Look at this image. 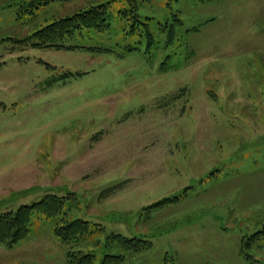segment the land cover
I'll use <instances>...</instances> for the list:
<instances>
[{
	"label": "rangeland",
	"instance_id": "374dc122",
	"mask_svg": "<svg viewBox=\"0 0 264 264\" xmlns=\"http://www.w3.org/2000/svg\"><path fill=\"white\" fill-rule=\"evenodd\" d=\"M108 3L109 31L64 45L111 54L7 40ZM133 6L142 24L130 33ZM21 9L0 0V215L73 195L70 219L100 226L73 248L94 264L124 252L109 249L114 235L152 244L130 264H264V0ZM66 72L85 75L54 80ZM55 226L36 216L0 264H59L43 250L62 246Z\"/></svg>",
	"mask_w": 264,
	"mask_h": 264
},
{
	"label": "trees",
	"instance_id": "16d2710c",
	"mask_svg": "<svg viewBox=\"0 0 264 264\" xmlns=\"http://www.w3.org/2000/svg\"><path fill=\"white\" fill-rule=\"evenodd\" d=\"M70 1L72 2L74 0H21L22 15L20 16V19L24 15L35 16L37 11L48 8L53 3ZM12 2H19V0H12ZM110 5L111 3L94 6L88 10L76 12L73 16L56 19L53 22L44 25L41 30L37 31L33 35H28L21 40H7L13 41L15 45L21 46L22 48L55 49L66 51H76L77 49H80L91 52H99L102 54H111V50L102 48L97 49L64 45L65 40L72 39L76 35L82 34L83 31L95 32L96 34H103L109 31L111 28L109 14ZM7 6V8L12 7L11 4H8ZM1 8H5V6H2ZM137 9V6H133L132 8L131 13L136 26L133 27L130 33H133L136 30L137 25L142 24L137 14ZM177 21L179 24H182L180 20L177 19ZM7 40H2V43H5ZM152 43L153 39H151L150 45ZM135 50L136 49L134 48L129 49V51ZM84 75L85 74L82 73L74 74L66 72L54 80L67 81L83 77ZM72 198L73 195L66 198L49 195L39 203L21 207L16 212L1 214L0 247L8 250H14L20 243L26 241L30 236L33 220L36 216L50 220L55 219L56 226L53 230V236L63 245L70 246V249L66 254L67 264H94L96 261V256L94 254H86L80 251L74 252L73 248L78 244L86 243L92 236L95 235L96 229L100 226L91 224L90 222L84 220H71L69 217L70 210L67 211L66 206L67 202L71 201ZM178 200V198L174 200L167 199L154 205L150 209H158L178 203ZM258 235L259 234L254 236L251 240L258 237ZM109 240V249L124 252L118 255H105L100 264H130L131 259H129V256L137 257L152 249V244L145 240L128 239L123 236L115 235L109 238Z\"/></svg>",
	"mask_w": 264,
	"mask_h": 264
},
{
	"label": "crops",
	"instance_id": "0c3cea01",
	"mask_svg": "<svg viewBox=\"0 0 264 264\" xmlns=\"http://www.w3.org/2000/svg\"><path fill=\"white\" fill-rule=\"evenodd\" d=\"M51 242V241H50ZM56 240H54V241H52L51 243H52V245H51V247L52 248H50V252H48L47 250H45L47 247H45V249H43L46 253H47V256L49 257V259H51L52 261H54L55 262V260H58V257H60V263L59 264H67V260H66V252L64 251H62V246H63V244H60V245H62L61 247L60 246H58V244H56ZM50 243V244H51ZM58 246V247H57ZM15 249H17V248H15ZM14 249V251H16ZM18 250V249H17ZM13 250H9L8 252L9 253H13L14 252ZM56 251V252H55ZM44 252V253H45ZM57 252H59V255H57L56 253ZM10 255H12V254H10ZM52 256H54V257H52ZM11 257V256H10ZM52 257V258H51ZM2 259L0 258V261H1ZM4 260H5V258H4ZM3 261V260H2ZM13 262V261H12ZM5 263H7V261L5 262Z\"/></svg>",
	"mask_w": 264,
	"mask_h": 264
}]
</instances>
